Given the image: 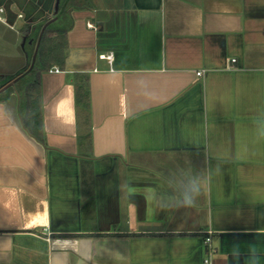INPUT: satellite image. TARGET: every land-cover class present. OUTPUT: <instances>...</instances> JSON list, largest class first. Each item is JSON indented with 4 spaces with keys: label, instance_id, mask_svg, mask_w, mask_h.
Segmentation results:
<instances>
[{
    "label": "crops",
    "instance_id": "1",
    "mask_svg": "<svg viewBox=\"0 0 264 264\" xmlns=\"http://www.w3.org/2000/svg\"><path fill=\"white\" fill-rule=\"evenodd\" d=\"M64 7L40 138L0 98V264H264V0H0V82Z\"/></svg>",
    "mask_w": 264,
    "mask_h": 264
},
{
    "label": "trees",
    "instance_id": "2",
    "mask_svg": "<svg viewBox=\"0 0 264 264\" xmlns=\"http://www.w3.org/2000/svg\"><path fill=\"white\" fill-rule=\"evenodd\" d=\"M66 19L64 7L61 12H59V16L55 22L57 27L55 28L54 35H49L51 29L55 27L54 23L53 26L52 24H47L41 31L31 68L27 70L31 62L33 49L26 54L27 60L24 68L14 75L5 76L1 82V84L5 83L24 72L14 84V89L18 93L19 109L22 118L21 124L26 131L34 132L38 138H40L38 135L42 133L39 76L41 72L47 71L54 64H58L60 67L62 66L65 58L64 50L66 47ZM36 39L37 35L32 39V47L36 42ZM72 80L74 85L75 116L77 125L82 126L87 132H89V88L87 75L82 72L75 73L73 74ZM90 136V132L85 133L83 136L89 145L91 141ZM80 137L79 134V139Z\"/></svg>",
    "mask_w": 264,
    "mask_h": 264
},
{
    "label": "flooded vegetation",
    "instance_id": "3",
    "mask_svg": "<svg viewBox=\"0 0 264 264\" xmlns=\"http://www.w3.org/2000/svg\"><path fill=\"white\" fill-rule=\"evenodd\" d=\"M39 38V35L36 39V42L34 43L35 47L37 45V40ZM37 48V47H36ZM31 62H30V65L29 67L27 68V70H29L31 68ZM24 72H22L23 74ZM22 74H19L17 76H15L13 79L5 82V83H2L0 82V98H9L11 95H14L17 99H18V93L17 91L14 89V84L16 82V80L22 75ZM14 80V81H13ZM11 81H13V83H10ZM10 89V90H9ZM19 111V115H20V109H18ZM19 119L21 120L20 116H19Z\"/></svg>",
    "mask_w": 264,
    "mask_h": 264
},
{
    "label": "built area",
    "instance_id": "4",
    "mask_svg": "<svg viewBox=\"0 0 264 264\" xmlns=\"http://www.w3.org/2000/svg\"><path fill=\"white\" fill-rule=\"evenodd\" d=\"M2 9L0 8V11ZM111 58V54H107L106 55V59H110ZM197 74H200V72H197ZM204 243H205V249H206V255L203 258V263L204 264H209L210 262V257L211 255L214 253L215 249L211 244V237H210V232L208 231V235L205 236L204 238Z\"/></svg>",
    "mask_w": 264,
    "mask_h": 264
},
{
    "label": "rangeland",
    "instance_id": "5",
    "mask_svg": "<svg viewBox=\"0 0 264 264\" xmlns=\"http://www.w3.org/2000/svg\"><path fill=\"white\" fill-rule=\"evenodd\" d=\"M0 33H2L3 35H6V36H3V37H7V36H10V34H9V31L6 29V27L5 26H3L2 24H0ZM3 37H1L0 38V49L1 50H4V48H3V46H4V44L2 43V39H4ZM24 42V39L23 38H21L20 39V47H22V43ZM21 49V48H20ZM18 56V55H17ZM3 64V65H2ZM16 66V64L15 65H12L11 63L9 64V63H0V71H4L5 69H13L14 67Z\"/></svg>",
    "mask_w": 264,
    "mask_h": 264
},
{
    "label": "water",
    "instance_id": "6",
    "mask_svg": "<svg viewBox=\"0 0 264 264\" xmlns=\"http://www.w3.org/2000/svg\"><path fill=\"white\" fill-rule=\"evenodd\" d=\"M37 43H38V40H37ZM36 47H37V45H36ZM36 47H35V49H34V52H33L32 58H31V64H32V62H33V60H34V56H35V52H36ZM13 81H14V80H13ZM13 81H11L10 83H13Z\"/></svg>",
    "mask_w": 264,
    "mask_h": 264
},
{
    "label": "clouds",
    "instance_id": "7",
    "mask_svg": "<svg viewBox=\"0 0 264 264\" xmlns=\"http://www.w3.org/2000/svg\"><path fill=\"white\" fill-rule=\"evenodd\" d=\"M188 203H191V201L189 200Z\"/></svg>",
    "mask_w": 264,
    "mask_h": 264
}]
</instances>
